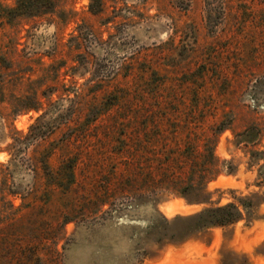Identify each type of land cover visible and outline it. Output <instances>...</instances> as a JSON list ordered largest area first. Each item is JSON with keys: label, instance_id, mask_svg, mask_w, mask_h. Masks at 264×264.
I'll return each instance as SVG.
<instances>
[{"label": "rangeland", "instance_id": "obj_1", "mask_svg": "<svg viewBox=\"0 0 264 264\" xmlns=\"http://www.w3.org/2000/svg\"><path fill=\"white\" fill-rule=\"evenodd\" d=\"M0 0V264H264V0ZM252 198L253 215L182 219Z\"/></svg>", "mask_w": 264, "mask_h": 264}, {"label": "trees", "instance_id": "obj_2", "mask_svg": "<svg viewBox=\"0 0 264 264\" xmlns=\"http://www.w3.org/2000/svg\"><path fill=\"white\" fill-rule=\"evenodd\" d=\"M40 2H53V0H17L14 9L9 10L12 16L32 15V11L39 9ZM254 202L252 198L238 200L216 208H208L202 212L182 219L185 238L211 228L226 227L236 224L246 217L253 215ZM245 264H248L245 262Z\"/></svg>", "mask_w": 264, "mask_h": 264}]
</instances>
